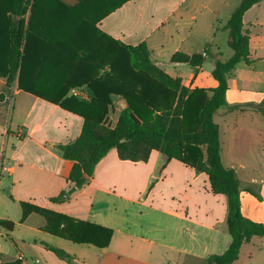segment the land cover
Here are the masks:
<instances>
[{"label":"crops","instance_id":"obj_1","mask_svg":"<svg viewBox=\"0 0 264 264\" xmlns=\"http://www.w3.org/2000/svg\"><path fill=\"white\" fill-rule=\"evenodd\" d=\"M61 1L78 5V0ZM241 1L129 0L97 27L126 45L146 43L165 73L189 89L210 91L218 86L212 75L216 54L226 61L234 53L224 27ZM243 26L251 63L227 74V103L214 121L223 164L240 182L242 214L264 224V115L259 109L264 103V0L245 12ZM176 52L199 54L203 63H172ZM71 95L90 101L94 93L84 85L72 88ZM111 99L105 123L113 128L127 103L117 95ZM83 125L81 116L20 90L17 82L9 87L0 77V219L15 223L13 231H0V264H205L229 248L227 197L212 190L205 173L167 160L158 150L147 161L134 162L112 149L85 187L73 191L74 162L58 146L74 142ZM63 191L68 201L50 200ZM23 203L111 229V242L99 248L62 239L45 230L41 214L30 212L23 219ZM233 264H264V237L245 243Z\"/></svg>","mask_w":264,"mask_h":264},{"label":"trees","instance_id":"obj_2","mask_svg":"<svg viewBox=\"0 0 264 264\" xmlns=\"http://www.w3.org/2000/svg\"><path fill=\"white\" fill-rule=\"evenodd\" d=\"M127 1L78 0L70 7L61 0H0V77L9 87L17 82L20 90L84 119L80 136L58 146L63 157L74 162L69 176L73 191L85 187L112 149L122 160L134 162L147 161L158 150L167 160L205 173L212 190L227 197L232 237L229 248L209 256L205 264H233L245 243L264 237V224L242 214L240 182L235 170L223 164L214 115L227 103V74L242 62L251 63L243 16L261 0H242L225 25L234 53L226 61L216 54L212 75L218 86L210 91L189 89L181 79L169 76L156 65L146 43L126 45L99 30L97 23ZM170 61L198 67L203 57L176 52ZM84 85L94 93L90 101L69 96L72 88ZM113 95L127 106L111 128L105 121ZM259 109L264 115V103ZM66 193L50 200L66 202ZM22 207L23 219L30 212L41 214L47 220L45 230L62 239L99 248L111 242V229L26 203ZM14 228V222L0 219V231ZM51 249L62 258L71 257Z\"/></svg>","mask_w":264,"mask_h":264},{"label":"rangeland","instance_id":"obj_3","mask_svg":"<svg viewBox=\"0 0 264 264\" xmlns=\"http://www.w3.org/2000/svg\"><path fill=\"white\" fill-rule=\"evenodd\" d=\"M246 156H247V154L245 152L242 153V155H241L242 164H241V166H239V171L241 174L246 172V167H245L246 166Z\"/></svg>","mask_w":264,"mask_h":264},{"label":"built area","instance_id":"obj_4","mask_svg":"<svg viewBox=\"0 0 264 264\" xmlns=\"http://www.w3.org/2000/svg\"><path fill=\"white\" fill-rule=\"evenodd\" d=\"M205 55V54H204ZM88 99V98H87ZM4 170H8V167H5Z\"/></svg>","mask_w":264,"mask_h":264}]
</instances>
